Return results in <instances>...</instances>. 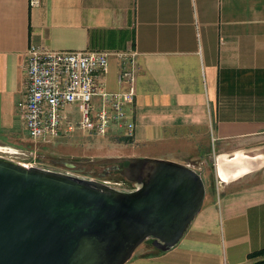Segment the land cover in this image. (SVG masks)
Returning <instances> with one entry per match:
<instances>
[{
  "label": "crops",
  "instance_id": "crops-1",
  "mask_svg": "<svg viewBox=\"0 0 264 264\" xmlns=\"http://www.w3.org/2000/svg\"><path fill=\"white\" fill-rule=\"evenodd\" d=\"M33 41L110 50L109 89L124 86L117 79L119 51L127 52L136 71L129 105L135 126L128 139L114 140L113 154L185 161L204 176L202 206L178 241L134 249L122 264H243L264 257V250L249 256L264 248V154L220 153L224 178L210 174L207 181L203 170L213 141L221 151L264 133V0H0L2 136L24 129L17 101ZM66 111L78 118V102ZM105 134L127 137L122 127Z\"/></svg>",
  "mask_w": 264,
  "mask_h": 264
},
{
  "label": "water",
  "instance_id": "water-1",
  "mask_svg": "<svg viewBox=\"0 0 264 264\" xmlns=\"http://www.w3.org/2000/svg\"><path fill=\"white\" fill-rule=\"evenodd\" d=\"M90 160L122 163L135 186L0 153V264H122L146 238L158 248L176 243L202 206L205 179L188 162L138 154Z\"/></svg>",
  "mask_w": 264,
  "mask_h": 264
},
{
  "label": "built area",
  "instance_id": "built-area-1",
  "mask_svg": "<svg viewBox=\"0 0 264 264\" xmlns=\"http://www.w3.org/2000/svg\"><path fill=\"white\" fill-rule=\"evenodd\" d=\"M119 55L117 79L124 86L109 89L105 75L110 50L54 48L31 42L25 60L24 94L17 101L28 135L53 139L77 127L93 134L122 127L123 133L131 136L135 123L129 105L136 94V71L127 52L119 51ZM75 101L79 104L76 119L68 117L66 111V106ZM115 182V186L127 187L122 181Z\"/></svg>",
  "mask_w": 264,
  "mask_h": 264
},
{
  "label": "rangeland",
  "instance_id": "rangeland-1",
  "mask_svg": "<svg viewBox=\"0 0 264 264\" xmlns=\"http://www.w3.org/2000/svg\"><path fill=\"white\" fill-rule=\"evenodd\" d=\"M24 129L11 136L0 135V143L10 146V149L0 146L1 154L22 162L49 165L101 179L108 178L113 181V184H118L115 181L119 180L124 186H135V184L129 185L128 179L120 173L118 167L121 166V163L90 160L113 154L119 145L114 140L125 141L129 136L124 138L118 134H112L109 137L108 134H93L77 127L72 132L64 133L53 139H38L29 136ZM213 145L215 149L210 146L213 149L211 158L207 159L203 165L207 181L211 177L210 174L216 178L215 156L217 154L223 153L225 156H231L237 151L247 154H264V133L258 134L253 139H246L244 142L227 145L226 150L220 151L219 147L221 146L217 142L215 144V141H213ZM11 147H16L17 150L13 151ZM153 248H156V245L153 244L151 238H146L136 246L135 251Z\"/></svg>",
  "mask_w": 264,
  "mask_h": 264
},
{
  "label": "trees",
  "instance_id": "trees-1",
  "mask_svg": "<svg viewBox=\"0 0 264 264\" xmlns=\"http://www.w3.org/2000/svg\"><path fill=\"white\" fill-rule=\"evenodd\" d=\"M150 238H148V239H150ZM158 250H160V249L158 248ZM262 250H264V248H260V249H256V250L250 251L249 252V256L252 257V256L256 255L257 253L261 252ZM263 263H264V257L258 258V259H254V260H250V261H247V262H245L243 264H263Z\"/></svg>",
  "mask_w": 264,
  "mask_h": 264
},
{
  "label": "bare ground",
  "instance_id": "bare-ground-1",
  "mask_svg": "<svg viewBox=\"0 0 264 264\" xmlns=\"http://www.w3.org/2000/svg\"><path fill=\"white\" fill-rule=\"evenodd\" d=\"M218 158H219V155H218ZM217 164H218V170H219L220 174H222L223 172H222V167H221V160H218Z\"/></svg>",
  "mask_w": 264,
  "mask_h": 264
},
{
  "label": "flooded vegetation",
  "instance_id": "flooded-vegetation-1",
  "mask_svg": "<svg viewBox=\"0 0 264 264\" xmlns=\"http://www.w3.org/2000/svg\"><path fill=\"white\" fill-rule=\"evenodd\" d=\"M121 164H122V163H121ZM118 168H119V170H120V166H119ZM128 181L130 182L129 185H130V184H131V185H132V184H135L134 181H131V180H128Z\"/></svg>",
  "mask_w": 264,
  "mask_h": 264
}]
</instances>
